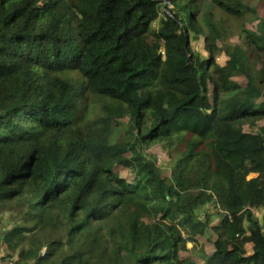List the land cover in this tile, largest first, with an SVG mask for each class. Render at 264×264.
<instances>
[{
    "label": "trees",
    "instance_id": "obj_1",
    "mask_svg": "<svg viewBox=\"0 0 264 264\" xmlns=\"http://www.w3.org/2000/svg\"><path fill=\"white\" fill-rule=\"evenodd\" d=\"M262 211L264 0H0L1 260L264 264Z\"/></svg>",
    "mask_w": 264,
    "mask_h": 264
},
{
    "label": "rangeland",
    "instance_id": "obj_2",
    "mask_svg": "<svg viewBox=\"0 0 264 264\" xmlns=\"http://www.w3.org/2000/svg\"><path fill=\"white\" fill-rule=\"evenodd\" d=\"M249 1L254 6H258L260 4V2H261V0H249ZM206 9L208 11L215 12V9L212 8V7H209L208 6V7H206ZM160 19H161V15L152 24V27L155 30H158V28H159ZM193 48L197 52L202 50L199 53L205 54V51L203 50V43H202V41L194 42ZM149 152L152 153V154H154L156 156V158L159 160V162L162 163V164H166L168 162V160H169L168 157H167V155H166L165 150L161 146H159V145L152 146L151 148H149ZM254 177H256V175L255 174H251L249 176V179H252ZM212 178L218 183V187L214 191V196L216 198L217 204L220 206V205H222V203L224 202V200H226L229 197V192L227 191V187H226L225 181L220 176H216V175L213 174L212 175ZM263 214H264V211L258 213V216H260V219L261 220H262ZM262 222L264 224V221L263 220H262ZM232 227H233V223L231 221H228V223L226 225V228L229 230ZM14 230H15V228L13 227V229H11L9 233L12 234L14 232Z\"/></svg>",
    "mask_w": 264,
    "mask_h": 264
},
{
    "label": "crops",
    "instance_id": "obj_3",
    "mask_svg": "<svg viewBox=\"0 0 264 264\" xmlns=\"http://www.w3.org/2000/svg\"><path fill=\"white\" fill-rule=\"evenodd\" d=\"M2 222H4V223L0 224V237H1V232L2 231L3 232H7V231L10 232V230L13 229V227H11L9 223H7L9 221L6 219V216H4Z\"/></svg>",
    "mask_w": 264,
    "mask_h": 264
},
{
    "label": "built area",
    "instance_id": "obj_4",
    "mask_svg": "<svg viewBox=\"0 0 264 264\" xmlns=\"http://www.w3.org/2000/svg\"><path fill=\"white\" fill-rule=\"evenodd\" d=\"M10 224H13V222H10ZM2 257V250L0 248V264H12L11 261H3L1 260Z\"/></svg>",
    "mask_w": 264,
    "mask_h": 264
}]
</instances>
